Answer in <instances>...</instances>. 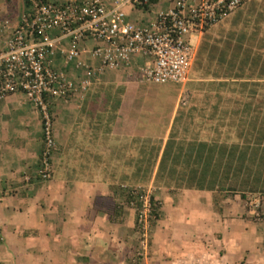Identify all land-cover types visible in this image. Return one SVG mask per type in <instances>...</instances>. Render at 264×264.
Listing matches in <instances>:
<instances>
[{
  "label": "crops",
  "instance_id": "1",
  "mask_svg": "<svg viewBox=\"0 0 264 264\" xmlns=\"http://www.w3.org/2000/svg\"><path fill=\"white\" fill-rule=\"evenodd\" d=\"M174 1L153 0L150 10H169ZM263 1L244 5L220 27L215 26L213 50L206 43L211 33L196 42L200 51L207 46L202 53L208 56L210 66L216 64L227 72L238 68L242 55L248 59L252 69L244 71L245 75L234 74L238 78L233 81L245 77L254 82L248 78H254L259 65L262 71L258 75L264 76V62L259 61L264 59V28L252 29L248 35L235 30L254 18L264 21V12H260L264 11ZM28 4V0H0L5 10L13 6L25 10ZM125 11L134 22L143 21L149 12L141 17V13H131V7ZM218 39L231 49L221 50ZM86 45L91 47L89 42ZM63 58L57 53L55 65L68 72L76 90L68 100L56 101L52 109L56 147L51 181L36 177L44 147L43 122L36 107L20 94L0 100V264H128L137 249L138 236L135 212L125 203L120 189L125 185L152 187L162 201L163 215L151 242L152 264H201L211 249L220 251L225 242L247 258L254 256L258 247L264 262L260 247L264 226L255 228L256 224L242 217L245 210L238 195L228 196L215 207L214 192L174 185V179L181 175L156 184L159 170L182 174L185 165L169 160L162 167L161 163L174 126L185 119L178 120V112L185 109H179L180 87L141 82L143 59L136 58L128 67L98 74L83 92L80 83L85 72L75 62L66 66ZM82 60L94 68L98 65L87 55ZM216 76L222 77L219 81L229 80V74ZM152 87L160 94H175L169 109L148 102L146 92ZM182 139L175 137V142H182L176 143L173 154L182 149L184 156H194L201 149L195 143L209 145L203 139ZM254 146L248 143L244 148L251 154ZM231 149L234 151V146ZM144 170L149 171L145 180ZM236 216L244 220L239 219L234 228L230 221ZM216 226H223V230L215 231Z\"/></svg>",
  "mask_w": 264,
  "mask_h": 264
},
{
  "label": "built area",
  "instance_id": "2",
  "mask_svg": "<svg viewBox=\"0 0 264 264\" xmlns=\"http://www.w3.org/2000/svg\"><path fill=\"white\" fill-rule=\"evenodd\" d=\"M28 1L20 14L0 7V99L20 94L36 107L43 122V178H49L56 147L51 101L68 100L76 90L68 72L56 67L57 53L66 66L75 62L85 72L83 92L98 74L128 67L136 58L143 59L141 82L184 84L197 57L195 41L254 0H175L169 10L154 12L151 0ZM126 7L152 16L131 21ZM83 55L98 65L90 66ZM149 193L133 190L129 202L139 232L133 264L147 258L151 249L155 209ZM247 204L264 222V196H253Z\"/></svg>",
  "mask_w": 264,
  "mask_h": 264
},
{
  "label": "rangeland",
  "instance_id": "3",
  "mask_svg": "<svg viewBox=\"0 0 264 264\" xmlns=\"http://www.w3.org/2000/svg\"><path fill=\"white\" fill-rule=\"evenodd\" d=\"M261 4L263 5L261 7L263 10L264 1ZM131 13H141V17H144L146 14V12H141L138 10H134ZM131 18H133V15H131ZM262 20L263 19L260 17L254 18L252 21H249L248 24L244 23L240 26H237L235 30L239 34L246 33L248 35V33L251 32L252 29L260 26L264 28V21L262 22ZM216 27L212 28L204 34H212L206 42L210 46V50L214 49V43L216 41L214 34ZM203 38H205V36ZM217 43H219V48L221 50L222 48H230V46H227V44L223 43L221 39H218ZM203 49L200 51V49L197 47L196 61L187 83H184L185 85H173V87L176 88L180 87L179 105L181 107L179 109L185 108L178 115L179 119L177 118L178 120H181L183 117H185V119H183V123H181V125L179 123V126H174L173 135H175L176 139H182L183 137H185L187 138L186 141L188 142L203 139L207 140V144L209 145L218 143V146L216 147H219L220 145H222L223 147H231V145H235V147H244L246 146V144L250 143L253 146L255 145L254 150L251 151L252 154H255V150H259L261 152V149L264 148V79H258L260 78L258 77V74H260V72L262 71L261 65L257 67L255 74H253L254 78H248L255 79L254 82H247L244 79L245 77L239 78L238 81H233L234 78H238V76H235L234 74L239 73L240 75H245L246 73L244 71L252 69V66L249 63L248 59L244 55H242L237 60L238 68L227 72L225 71L226 69L218 67L216 64L210 66L207 59L208 56H206V53H202ZM205 49H207V46L205 47ZM253 49H255V47H253ZM209 56L212 57V54H210ZM259 61L264 62V59L261 57ZM199 62V65L201 66L197 65ZM198 67H201V69L198 70ZM223 73L229 74L228 81H219L220 79H222V77L216 75ZM240 79H244L245 81H242ZM236 82L244 85L236 86L232 84ZM255 82L258 84V86H254ZM224 84H227L225 88L223 87ZM146 93L148 94L146 97L148 102H154L158 103L159 105H164L167 109L170 108V101H172V97L175 96V94L170 95L169 93H166V91H163L162 94H160L159 90H157V87L150 88V90H148ZM225 110L227 111L226 113ZM176 143L180 144L181 141L176 140ZM237 154H239V152ZM245 164L247 166H250L252 162L250 163L249 161ZM190 168L192 167L190 166ZM186 169L189 170L188 167L184 168V170ZM174 180V185H177L178 187H186V181L184 180L183 176L177 177ZM142 190L150 192L149 194L152 198V203L155 209V221H159V219H161L163 215L162 201H160V199L155 195L156 193L154 191V188L147 187ZM234 197L235 194H231V198ZM237 197L238 199H241L239 196ZM242 207L245 210L244 216L242 217H245L247 221L256 224L255 228H258V226H264V222L258 220V217L251 213V208L248 207L247 202L242 203ZM239 219L241 221L244 220V218H237L236 216L233 221H230V223L232 222V226L234 228H236V226L239 224ZM156 225L157 222L153 225L152 234L155 230ZM233 227L231 228L233 229ZM214 228L215 231H219L220 229L223 230V226H216ZM136 234L139 240L137 221ZM261 242H264V240H262ZM220 245L223 247V249L220 251H218V249L216 248L211 249L205 259H203V262L201 261V264H264L263 258H260V256L258 255V247L253 251L254 256L252 254H249L250 256L247 258L244 257L245 253L240 251L237 247H235V249L238 251L234 250L232 246L230 247L229 242H225L224 246L222 243ZM260 247L261 252H264V243ZM231 249L235 251V254L230 251ZM249 253H252V250ZM235 255L240 256L241 258ZM149 259L150 253L147 258H142L138 262V264H152ZM132 260H128V264H133Z\"/></svg>",
  "mask_w": 264,
  "mask_h": 264
},
{
  "label": "trees",
  "instance_id": "4",
  "mask_svg": "<svg viewBox=\"0 0 264 264\" xmlns=\"http://www.w3.org/2000/svg\"><path fill=\"white\" fill-rule=\"evenodd\" d=\"M9 9L19 14L24 11V10L19 11L16 6L10 7ZM199 64L200 62L197 65L201 66ZM199 69H201V67H198V70ZM258 77H260L258 79H263L262 77L264 76L258 75ZM254 86H258V84L255 82ZM52 99L53 100L51 101V105H50L51 114L55 102L58 101L55 98ZM180 112H182V110L178 112V115L180 114ZM173 131L174 130H172L170 141L168 142V145L164 152V157L161 162L162 167H164L165 164L167 166L168 161L170 160V162L175 164H180V163L185 164L184 168L188 167L189 170L187 169L184 170L183 168L182 169L183 171L181 172L183 175L173 170L171 172H167V171L165 172V170L163 171L159 170L158 179L156 182L158 186H160L161 182L165 180L169 179L168 181H170V176L174 177L177 175H181L186 181V188L214 192L213 204L215 207H219L220 205H222L225 199H227V197L230 196L231 194H235V196L238 195L243 203L244 202L248 203L250 198H252L253 196H257V195L264 196V148L261 149V152L259 150H255L254 151L256 154L255 155L252 153L248 154L245 148L241 146L235 147V145H231V147L222 146L218 148L216 147L218 146V143L213 145H206V147L203 144L195 143L198 144L199 147H201V149H198L199 151H196L197 152L196 155L184 156V154H182V149L179 150V154H173L174 153L173 148L176 145L175 135H173L174 133ZM182 141L184 140L182 139ZM195 144L193 143L191 144V146L196 147ZM232 146H234V151L231 149ZM238 152L239 154H237ZM54 153L55 150L52 153V157ZM243 159L250 160V163L252 162V164L250 166L244 165L242 162ZM42 161H43V150L41 154L40 168L37 172L36 177L43 182L51 181L53 179L55 172L52 158L49 159L52 166L50 167V171L47 173L50 175L49 178H43V175L46 172H45V168L44 167L42 168ZM190 166L192 168H190ZM148 174L149 171L144 170L142 178L144 180L147 179ZM145 188L147 187L142 186V188L140 187L138 188L137 186L132 187L125 185L122 186L120 189L123 191L126 197L125 203L129 204L130 199L132 197L131 196L132 191L137 189H145ZM156 222H158V220H156L154 223Z\"/></svg>",
  "mask_w": 264,
  "mask_h": 264
},
{
  "label": "clouds",
  "instance_id": "5",
  "mask_svg": "<svg viewBox=\"0 0 264 264\" xmlns=\"http://www.w3.org/2000/svg\"><path fill=\"white\" fill-rule=\"evenodd\" d=\"M151 2H153V0H151ZM148 9H149V8H148ZM144 11H145V10H144ZM231 16H232V15H231ZM231 16H230V17H231ZM230 17H229V18H230ZM229 18H228V19H229ZM228 19H226V20H228ZM226 20H225V21H226ZM223 22H224V21H223ZM223 22H222V23H223ZM222 23H220V24H222ZM220 24H218V25H220ZM218 25H216V26H218ZM197 47H198V46H197ZM195 61H196V60H195ZM194 64H195V63H194ZM193 67H194V66H193ZM192 69H193V68H192ZM191 72H192V70H191ZM190 76H191V73H190V75H189V78H190ZM188 80H189V79H188ZM186 83H187V82H186ZM186 83H185V84H186ZM170 84H175V83H170ZM185 84H184V85H185ZM165 85H166V84H165ZM176 85H180V84H176ZM128 205H129V204H128ZM129 207H130V206H129ZM130 208H131V207H130ZM151 242H152V241H151Z\"/></svg>",
  "mask_w": 264,
  "mask_h": 264
}]
</instances>
